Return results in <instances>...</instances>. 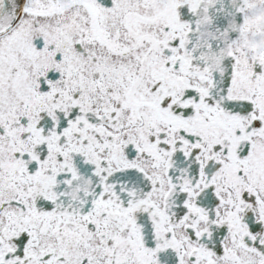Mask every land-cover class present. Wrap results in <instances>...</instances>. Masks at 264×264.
I'll return each instance as SVG.
<instances>
[{
    "label": "snow or ice",
    "instance_id": "snow-or-ice-1",
    "mask_svg": "<svg viewBox=\"0 0 264 264\" xmlns=\"http://www.w3.org/2000/svg\"><path fill=\"white\" fill-rule=\"evenodd\" d=\"M0 264H264V0H0Z\"/></svg>",
    "mask_w": 264,
    "mask_h": 264
}]
</instances>
